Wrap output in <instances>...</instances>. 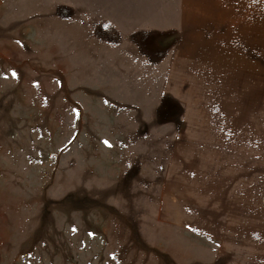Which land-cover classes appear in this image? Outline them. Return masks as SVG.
<instances>
[{
  "label": "rangeland",
  "instance_id": "374dc122",
  "mask_svg": "<svg viewBox=\"0 0 264 264\" xmlns=\"http://www.w3.org/2000/svg\"><path fill=\"white\" fill-rule=\"evenodd\" d=\"M98 6L0 0V264H264V50L164 78Z\"/></svg>",
  "mask_w": 264,
  "mask_h": 264
},
{
  "label": "crops",
  "instance_id": "0c3cea01",
  "mask_svg": "<svg viewBox=\"0 0 264 264\" xmlns=\"http://www.w3.org/2000/svg\"><path fill=\"white\" fill-rule=\"evenodd\" d=\"M99 27H108L118 35V45H130L144 52L153 50L158 40L161 56L141 54L140 59L157 69L180 68L179 77L199 74L198 67L234 68L257 66L259 51L264 50V0H96ZM103 18L100 19V9ZM147 47V46H146ZM140 49V50H137ZM154 51V50H153ZM251 53V55L249 54ZM254 53V54H253ZM171 61H174L170 64ZM194 62L190 64V62ZM198 61V62H197ZM248 61H251L249 63ZM197 62V64H196ZM208 62V63H207ZM256 62V63H255ZM182 68H194L183 71ZM181 82H201L181 79ZM161 82H167V79ZM178 98H182L178 96Z\"/></svg>",
  "mask_w": 264,
  "mask_h": 264
}]
</instances>
